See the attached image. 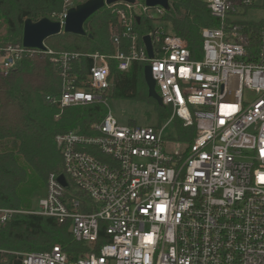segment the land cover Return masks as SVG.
Returning a JSON list of instances; mask_svg holds the SVG:
<instances>
[{"label": "built area", "instance_id": "built-area-1", "mask_svg": "<svg viewBox=\"0 0 264 264\" xmlns=\"http://www.w3.org/2000/svg\"><path fill=\"white\" fill-rule=\"evenodd\" d=\"M172 1L168 9L146 0L105 5L117 17L115 42L127 40V49L119 45L112 55L47 45L0 48L3 74L25 57L49 54L64 83L47 100L60 108L96 101L108 107L103 93L111 87L110 59L120 71L143 62L151 66L163 104L172 108L167 124L179 118L185 127L196 126L192 143L170 140L164 126L123 124L108 107L93 126L96 133L58 134L65 173L49 175L37 209L0 206V228L19 212L54 217L68 222L74 239L90 251L72 259L59 244L41 252L0 248V264H264V25L256 37L241 25L264 0H203L219 25L202 28L197 57L165 18ZM68 10L52 19L64 24ZM142 17L153 27L139 34ZM82 56L92 60L88 88L77 87L71 76Z\"/></svg>", "mask_w": 264, "mask_h": 264}, {"label": "trees", "instance_id": "trees-1", "mask_svg": "<svg viewBox=\"0 0 264 264\" xmlns=\"http://www.w3.org/2000/svg\"><path fill=\"white\" fill-rule=\"evenodd\" d=\"M63 11V0H0V48L22 45L25 20L39 21L52 18ZM173 33L183 37L194 57L203 44L202 28L218 26L208 5L203 0H173L165 17ZM245 30L256 37L264 22L241 23ZM153 22L142 17L136 24L139 34L150 31ZM85 34L62 32L46 40L54 51L82 54L100 52L112 55L119 48L127 49V40H114L118 32L117 17L106 6L95 12L84 24ZM1 53V51H0ZM111 87L103 93V100L110 97L143 101L157 111L155 125L172 115V108L159 104L149 96L144 79L145 63L134 61L127 71L118 69L117 61L110 59ZM92 60L82 56L73 62L71 76L79 88H88V71ZM63 79L47 53L25 57L8 74L0 71V206L28 211L32 208L34 194L45 188L51 173H65L63 157L56 143L58 134L77 131L94 134V124L107 114L103 101L87 105L60 108L47 97L63 91ZM178 139L192 143L196 126L185 127L175 118ZM129 125H132L129 120ZM137 126V125H132ZM102 240L96 245L98 251ZM61 245L72 259L88 253L90 248L77 242L70 231V224L56 218L19 212L0 228V248L8 251H48Z\"/></svg>", "mask_w": 264, "mask_h": 264}, {"label": "water", "instance_id": "water-1", "mask_svg": "<svg viewBox=\"0 0 264 264\" xmlns=\"http://www.w3.org/2000/svg\"><path fill=\"white\" fill-rule=\"evenodd\" d=\"M118 1L134 2V0H86L83 4L68 10L64 24L49 17L42 18L39 21H33L28 18L24 23L22 44L26 48L45 50L46 40L54 35L62 32L84 35V24L90 16L105 5H110ZM169 1L171 0H146V3L148 6L160 5L168 9L170 6ZM143 41L146 45L149 57L152 58L154 53L151 37L145 35ZM144 79L148 86L149 96L155 99L159 104H163L162 98L156 90V81L153 78L150 65H146L144 68ZM58 180L62 185H68L63 174L59 175Z\"/></svg>", "mask_w": 264, "mask_h": 264}, {"label": "rangeland", "instance_id": "rangeland-1", "mask_svg": "<svg viewBox=\"0 0 264 264\" xmlns=\"http://www.w3.org/2000/svg\"><path fill=\"white\" fill-rule=\"evenodd\" d=\"M86 0H63V9L68 6L69 9L77 7L83 4ZM62 11V10H61ZM246 19L252 21L264 20V6L256 7L245 15ZM158 25L159 23H154ZM245 97H252V93L246 91ZM108 107L111 112L115 115L118 120L123 124H129V120L132 125H147L156 124L157 111L153 105L143 101L135 100H123L110 97L107 101ZM168 118L163 119L161 125L164 126L163 134L167 139L177 140L178 139V129L176 127V122H171L167 124ZM46 193L45 188L37 191L33 196L32 208H38V200L40 197L44 196Z\"/></svg>", "mask_w": 264, "mask_h": 264}, {"label": "crops", "instance_id": "crops-1", "mask_svg": "<svg viewBox=\"0 0 264 264\" xmlns=\"http://www.w3.org/2000/svg\"><path fill=\"white\" fill-rule=\"evenodd\" d=\"M52 19V18H51ZM54 20V19H53ZM250 21H252V20H250ZM46 44V43H45ZM177 140H179V139H177ZM181 141V140H180Z\"/></svg>", "mask_w": 264, "mask_h": 264}]
</instances>
